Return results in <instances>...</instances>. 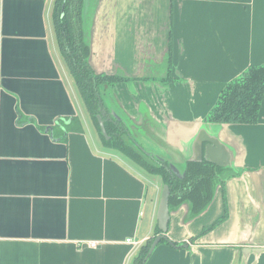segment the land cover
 Masks as SVG:
<instances>
[{
    "label": "crops",
    "instance_id": "0c3cea01",
    "mask_svg": "<svg viewBox=\"0 0 264 264\" xmlns=\"http://www.w3.org/2000/svg\"><path fill=\"white\" fill-rule=\"evenodd\" d=\"M53 2L0 0V264H131L155 236L163 184L102 145L58 52ZM91 4L90 65L128 78L103 90L109 111L175 165L214 141L202 155L232 175L198 216L170 213L165 237L181 247L160 243L144 264H264V96L256 124L205 121L227 83L264 63V0Z\"/></svg>",
    "mask_w": 264,
    "mask_h": 264
},
{
    "label": "trees",
    "instance_id": "16d2710c",
    "mask_svg": "<svg viewBox=\"0 0 264 264\" xmlns=\"http://www.w3.org/2000/svg\"><path fill=\"white\" fill-rule=\"evenodd\" d=\"M83 12L84 0H54L51 22L58 52L102 145L122 154L148 174L158 176L162 184L169 188L170 213L182 204H188L190 218L198 216L211 203L216 188L224 190L226 178L232 176L231 173L227 174L229 169L204 158L174 165L141 147L132 137L125 120L109 111L104 104L103 90L126 82L128 78L116 74L96 73L92 69ZM263 96L264 63L249 66L239 77L227 83L205 121L216 124H256ZM98 115L103 121L106 137L99 127L96 118ZM67 128L75 132L80 131L78 118L74 117ZM225 218L226 213L202 233L213 229ZM158 234L160 231L156 226L154 235ZM155 236L139 248L131 264L143 263ZM160 243L181 247L167 238L162 239Z\"/></svg>",
    "mask_w": 264,
    "mask_h": 264
},
{
    "label": "water",
    "instance_id": "95a60500",
    "mask_svg": "<svg viewBox=\"0 0 264 264\" xmlns=\"http://www.w3.org/2000/svg\"><path fill=\"white\" fill-rule=\"evenodd\" d=\"M83 13H84V20L86 21V37H87L88 43L90 45L89 32H90L91 20H92V16H93L91 0H84V12ZM96 118H97V121H98V124H99V127L101 129L102 134L106 137L104 124H103V121H102L101 117L98 115ZM204 144H207V145H205V149H208V146L210 147V146L216 145V143L214 141H212V140H206V142L204 140H201V142L198 144V148H199L198 158H195V159H192V160H201L202 158H204V159H207L210 162H212V163H214V164H216V165H218L220 167H225V165H223V164H219V163L214 162L212 160V158H208V156H203L202 155V150L204 148ZM184 163H182L181 165H183ZM171 164H173V163H171ZM168 199H169V188H168L167 185H163L162 190H161V195H160L158 208H157V217H156L157 228L160 231V234L155 236V238L152 241V243H151V245L149 247L148 253H147L146 257L144 258L142 264H144L146 262V260L152 254V252L154 251L156 246L159 244V242L162 239L166 238L165 234L167 233V226H168V222H169V219H170V211H169V207H168Z\"/></svg>",
    "mask_w": 264,
    "mask_h": 264
},
{
    "label": "built area",
    "instance_id": "2783aa9c",
    "mask_svg": "<svg viewBox=\"0 0 264 264\" xmlns=\"http://www.w3.org/2000/svg\"><path fill=\"white\" fill-rule=\"evenodd\" d=\"M127 243H129V244H131L133 247H139L140 246V244H141V242H139V241H133V240H130V239H127V241H126Z\"/></svg>",
    "mask_w": 264,
    "mask_h": 264
},
{
    "label": "rangeland",
    "instance_id": "374dc122",
    "mask_svg": "<svg viewBox=\"0 0 264 264\" xmlns=\"http://www.w3.org/2000/svg\"><path fill=\"white\" fill-rule=\"evenodd\" d=\"M82 107H84V106H82Z\"/></svg>",
    "mask_w": 264,
    "mask_h": 264
}]
</instances>
